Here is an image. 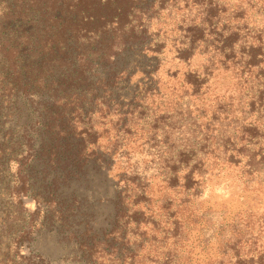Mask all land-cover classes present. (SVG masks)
I'll list each match as a JSON object with an SVG mask.
<instances>
[{"label":"trees","instance_id":"trees-1","mask_svg":"<svg viewBox=\"0 0 264 264\" xmlns=\"http://www.w3.org/2000/svg\"><path fill=\"white\" fill-rule=\"evenodd\" d=\"M190 1L195 9L180 5ZM227 15L220 0H0V228L10 233L0 264H13L53 217L66 218L77 209L76 199L62 200L63 185L80 181L92 162L110 167L114 156L124 168L113 227L103 238L85 241L83 254L91 264H143L139 251L147 235L154 243L164 233L158 225L143 228L149 226L142 207L150 178L129 147L141 144L151 158L152 177L162 178L170 191L180 186L181 173V186L192 189L194 177L203 175V153L191 138L183 102L160 110V88L153 80L133 92L123 89L140 67L148 72L138 59L158 58L169 36L181 62L197 53L224 61L240 56L241 69H259L247 89L255 118L251 128L258 130L264 125V28L239 45L243 29ZM106 70L109 77L100 79L98 73ZM201 79L186 73L189 88L181 99L198 96ZM176 227L172 224L175 235ZM228 243L231 253L224 247L222 262L220 257L215 264H264V255L242 258L239 243ZM167 245L160 249L162 264H176ZM36 255H24L22 262L48 264Z\"/></svg>","mask_w":264,"mask_h":264},{"label":"rangeland","instance_id":"rangeland-1","mask_svg":"<svg viewBox=\"0 0 264 264\" xmlns=\"http://www.w3.org/2000/svg\"><path fill=\"white\" fill-rule=\"evenodd\" d=\"M220 2L228 10L229 22H238L243 29L244 39L239 45L244 44L247 36H260L264 28V0ZM181 4L189 9L196 8L192 1ZM167 22L174 26V21ZM172 25L167 28L170 30ZM161 33L166 34L164 31ZM172 39L169 36L168 46L158 58L138 59L145 62L148 72L140 67L129 80L130 86L123 90L133 92L138 84H149L153 80L152 84H158L160 88L161 96L156 98V106L160 110L177 101L183 102L189 108L187 116L194 130L191 138L193 142L197 141L198 152L208 154H200L199 168L203 170V175L194 177L191 190L189 186H181L185 184L182 178L184 173H181L180 186L170 191L162 178L152 177L154 169H149L151 158L146 156L147 151L141 144L129 147L130 153L137 159L141 158L138 163L140 172L146 170L150 178L148 196L142 207L147 211L142 217L143 222L149 226L143 228L149 231L158 225L164 233L154 243L153 236L148 234L144 248L139 251V258L143 264H162L166 259L160 255V249L164 250L168 244L167 248L175 251L173 263L215 264L220 257L219 261L222 262L224 247L231 253L232 245L228 241L239 243L241 251L237 252L242 258L262 257L264 150L261 156L259 146L264 142V125L258 130L251 128L255 118L254 114L250 115L247 94L251 75L256 74L253 70L259 69H241L243 59L240 56H234L233 61H224L220 57L211 59L197 53L189 62H181L174 51ZM261 69L264 70V66ZM150 72L155 74L148 76ZM186 73L201 75L202 82L198 96L183 100L181 98L188 87L184 83ZM98 74L100 79H106L110 71ZM125 82H120L118 89ZM205 134L207 141L201 142L200 138ZM106 142L104 139L101 143L105 146ZM190 147L188 144L185 150H191ZM109 165L92 162L86 167L80 181L61 187L58 193L62 200L69 203L76 199L80 203L77 209L69 210L66 218L53 217L33 237L32 244L22 247L18 256L13 255V264H35L34 258L22 262V257L36 254L45 257L48 264H91L83 254L82 244L92 236L103 238L112 229L115 219L120 175L124 166L115 156ZM172 224H179L173 229L177 235L172 231ZM6 234L10 233L0 228V261L8 242Z\"/></svg>","mask_w":264,"mask_h":264}]
</instances>
